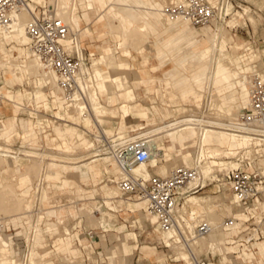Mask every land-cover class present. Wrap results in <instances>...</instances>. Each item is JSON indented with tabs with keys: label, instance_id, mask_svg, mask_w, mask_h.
<instances>
[{
	"label": "rangeland",
	"instance_id": "374dc122",
	"mask_svg": "<svg viewBox=\"0 0 264 264\" xmlns=\"http://www.w3.org/2000/svg\"><path fill=\"white\" fill-rule=\"evenodd\" d=\"M41 1L42 2H39L37 0L32 3L34 8H35V5L37 6V11H36L37 13H39L40 10H42L44 7L51 8L53 6L51 5V3H48V2L46 3V0H41ZM114 1L116 0H112V2ZM169 1L170 0H164V3L162 4L161 12H163L162 11L163 6L167 5ZM36 2H39V3H36ZM86 7L89 8V6L86 4H80L79 14L80 12L82 14L84 12L83 8L85 9ZM229 7H230V11L232 8L230 16L227 17L223 23L218 24L220 27L224 28V32H223L224 36L222 40L223 42L217 43V44L220 45V47L223 50L229 52L235 62L232 69L236 71L234 72V75L236 76L235 77L236 84H233V83L228 84V86L231 85V88L229 89L226 88V90L222 92L220 91V94L218 93L214 94L215 92L210 87L209 89L198 87V84H200V82L197 81L198 77L194 73H191L189 71L190 69H192V65H193V64L192 65L189 64V62L192 61V60L190 61V58H193V61L195 62L199 61L198 58L194 57L193 54H199V53L201 54V53L206 52V50L209 53L212 52L213 50L212 46L214 44L213 34L215 32L214 25L207 27V28L195 27L191 25L193 27L192 28V27H189V25L185 23L184 21L176 22V23L175 21L171 22L168 20L167 21L165 20L164 22H162L161 19L152 21L154 25H157L158 22L163 25L168 24V26L165 25V27L169 28L170 31L168 32H163L162 30L159 31L161 38H165L171 33H182V35H179L177 38L178 39L181 38L183 41V44L185 43L183 45L184 46V50H183L184 69L182 70L183 71V77H182L183 83L181 85V90H179L178 93L176 94L181 95V97L183 98L182 99L181 97H177V101L179 103H183L185 108L180 110L179 112L176 111L172 115H167L161 118L159 115H157L156 116L157 119L144 120L142 121V123H146V124L152 123V125L153 124L157 125L161 123L163 119H166V117L168 116H169L168 119H174L176 117H179L180 113L188 114L193 110L199 111L200 113L202 112L206 115L210 114L214 111L213 108L211 107V102L213 99H214L213 105L215 104L218 107V109L217 108L216 109L223 111L226 114L229 113L231 108L235 110L236 108H239L238 106L246 105V101H247L246 93L245 92L242 93L240 91L242 86L240 85V82H239L240 72L243 71V67L245 66L241 63L238 50L241 47H244L243 44L250 46L252 47L254 51H257V57L260 56L261 60L264 62V0H233L232 7L230 5ZM86 11L89 12L88 15H93L94 12H90V11H95V8H89ZM95 12L99 14L98 11H95ZM92 21L98 23V26L105 25V23L107 22L105 18L102 17L101 15L97 18L93 16ZM170 23H173V24L169 25ZM107 27L110 32L109 26ZM202 31H205L203 33L204 37L201 36L200 38H198V36L200 35ZM225 31H227L228 34H225ZM230 36H233V38L235 39V41H231L229 39L232 43H230L228 40V37ZM171 37L172 36H168V38H171ZM173 37H174L173 39L175 40V36ZM79 38H80V33H79ZM118 38H119L118 35H110V34L103 37V39H98L96 36L85 38L83 42V47L87 50V55L85 56L88 58V55L91 49H95L97 53L96 55L92 57V62H91V59L89 58L88 65L91 66V63L93 64L94 58L99 56L98 53L100 50H98L97 48L98 46L108 45V44L114 45L107 52L113 51L116 54V50L118 49V47L115 46V43L118 41ZM148 39L145 42L144 56H147L149 58L150 64L155 63L158 65L160 60L157 57H155L154 55L155 52L153 50L155 38L153 35H150ZM22 46L24 48H27L28 50V46L26 43L18 44L17 42L13 41L11 44L6 45L5 49L7 51V55L8 56H10V54L19 55L20 47ZM81 51L83 52L82 48H81ZM117 52H118L117 53L118 56L121 59L130 61V63L134 67L132 68V70L128 72V81L130 82V85L134 87V89L138 88L136 89L135 92L137 94V98H138L137 101L139 103H141L144 106H147L148 108H152V106L154 105H156L158 108L168 107L171 111H174V109L181 107L180 105L176 106V105L170 104V101L168 98L169 94L165 91L164 85L162 83L163 80L160 81V79H163L165 76H167L166 72L176 71L173 68V61L169 57L170 54H168L167 57L165 56L163 58L165 61L163 68H159L156 72L155 71L151 72L155 76L159 77V79H157V81L154 82L156 85V88L158 89V92H154V91L149 92V91H146L145 85L136 86L134 84V82H137V81L139 82V80L136 79L134 71L135 70L137 71L142 66L143 55L138 53L135 50H132L133 57L128 58L122 55L121 50L118 49ZM251 53L253 54L254 52H251ZM237 64H240L241 66L239 65L240 66L239 67ZM88 65L86 66L89 67ZM198 66L202 67V65H198ZM224 68L225 67L221 65L219 67L220 72L225 71ZM11 70L12 69L8 67L7 69H3L2 71H0V87L2 86L0 91L5 92L4 94H7V97L12 98L11 101H5V105L8 109L14 112V115L18 114L19 118H23L24 120L23 127L25 129L24 134L27 135L25 136V139H31L32 141H34L33 136L35 135V132H40L39 134L40 138L38 139V145L40 146L39 148L42 147L41 149L43 148L52 149L54 151V148L56 145L63 143L64 141L70 143L71 138H72L71 142L74 144L73 146H79V145L82 146L87 142H91V143L94 142L96 147L102 148V145L104 143L98 142L96 138L97 139L100 138L103 141L104 140L107 141V139L108 140L113 139L114 135L107 136L105 132L101 129V127H114L115 137L124 136L126 134L135 135L139 131L138 125L140 124L139 123L140 119L133 118L132 116H126L124 115L123 112H122V116L124 115L123 117L126 118L125 119L126 132L119 133L116 130V128L119 127L120 122H121L120 114H118L115 119L106 121V123H104L103 126H101V124L99 126L93 125L92 122H90V125L88 126L84 122H81L80 120H76V117L79 116L77 111H75L73 115H71L69 113V107L67 106V104H63L60 106L57 103L54 95L52 94V90H50L47 84L40 82V80L36 77H28L26 75L23 78L18 79L15 76H13L14 73H12ZM90 70L92 71L94 70V65H93V68ZM122 71L123 69L122 70L114 69V70H110L109 73L112 75L115 74V72L125 74ZM205 81L206 79H204L203 81L204 84H206ZM186 86H189V88L191 89L193 88L192 91H194L198 95L195 96V98H192L190 95H186V93L182 91V88H185ZM221 87H223V80L215 84V88L217 90H219V88ZM152 96L155 97L154 102L152 100ZM105 99H106V96L103 97L104 103H105ZM174 102L176 103V100ZM20 104H23L24 107H26L27 109L16 110V108L19 107ZM3 105L4 104L2 103L0 104L1 107ZM113 107L117 108L118 104L116 103L115 106ZM6 114L7 112L4 114L0 113V118L2 115L6 116ZM60 119H67L68 121L72 122V124L69 122L60 120ZM65 123L68 125H64ZM16 126L17 124L15 123L14 119L7 120V122L4 124V129H0V141L3 140L4 142L5 140L7 143L14 141L13 145L16 148H19V147L25 148L27 146L29 147V141H23V138L21 136H15ZM54 126L56 127L59 126L60 129L62 130V139L57 136L56 132L54 131ZM18 127H21V124H19ZM18 130L22 132V129H18ZM54 138H56L55 141H53ZM167 140L168 142H170V138L167 137ZM30 146H33V145H30ZM251 147L253 148L254 146H251ZM181 150H182V147L174 146L172 150L173 157L171 156L168 157L169 159H171L168 162L166 161L167 157L164 158L160 164V167H163L162 163L165 164L166 162H167V166H169V170L174 167L182 165L181 163L183 162V156L178 157V153ZM248 150L251 151L250 148H248ZM188 151L191 152L192 158L196 159V154L198 152V146L197 145L189 146ZM238 151H247V149L245 148L244 150V149H239L237 147L230 149L227 152V156L223 158L224 160L222 159L221 163L214 165L213 171L216 169L220 170L223 167V165H232V164L235 165L236 161H234V159H231V156L235 154V152H238ZM105 155L106 154L103 153L101 156H105ZM104 159H108V157L106 156L104 157ZM17 161H19L20 165H22V163L30 162L28 160H17ZM6 164L8 166H11L12 160L7 159ZM184 165L189 166L190 164H187V162H185ZM70 166H75V165H70ZM19 168L20 167L18 168L16 167V169L10 172V174L12 175V179L16 180L13 183H15L16 185L19 183H22L23 186L26 185L29 188H31L34 181L36 180L35 179L36 175L30 174L31 175L30 176L29 174H24L21 177L19 173L15 175V170H18V172L22 171ZM213 171H211V173ZM150 172H151V175L153 174L160 175V173H158L155 168H150ZM4 174L5 173H3V176H2L3 178H4ZM52 174L54 175V178H57L58 176L57 171H52ZM15 176H18L17 179L13 178ZM110 178L114 180L115 176L113 174H108V175L106 174L103 176L102 180L98 181L97 183H95L93 180H90V179L87 181H82L81 179L73 178L72 180H74L75 183H73L72 185L68 186L65 189H61L60 187H55L54 184L53 183L50 184L48 180L45 181V187L46 186L48 187L49 196H50V197L48 196L47 197L53 199V203H51L49 199L44 198L43 203L40 204L39 200L36 198L38 201L35 199L36 204L34 203L35 205L34 210L32 209L33 214H34L32 218L33 223L35 222L34 224H36V221H35L37 220L36 216L40 212V209H42V215H43L44 211H47L48 209L59 207V206L65 207L64 214H62L61 218H58V216L55 214H51V215L45 214L44 221L41 223L42 228L46 231L45 236L48 239L50 250L52 249L54 250V243L59 237H65L67 235H71L72 232L73 233L77 232L78 236L84 241V243L91 242L92 239L89 237V233L92 232L95 234V241L93 243V246H91L89 249V254L85 246L82 245L81 242L78 240V237L74 238V243L79 248L82 249V250L80 249L82 251V255L79 258L81 260L80 264H182L186 262L185 260L180 258L178 255H175L174 252L169 247L166 246V242L170 240L171 235L168 234L166 235L165 238H163L162 234L165 232L158 228L157 230H155L158 225L157 223H155L157 222L156 217L151 216L145 222V219H147V216L144 214L146 211V206L144 207V209H142L139 212V215H138L136 213H133L130 209H128L127 203L120 204L118 202H115L113 203V206L114 207L116 206L115 209H110L103 204L104 195L101 190V187L104 186L105 184H109L110 186H115V187L117 186L116 182L111 180ZM217 184L218 183L216 182L212 183L211 185H208L204 189V191L198 194H192V195L194 196L196 195L199 197L207 196V195L209 197L214 196V199L217 197L215 199L216 205H218L217 202H218V199H220L219 203L220 204L222 203L223 205V206L221 205L222 208L220 207L221 211L218 210V206L210 208L209 211L213 212L217 210L218 213L221 214L222 218L223 217L226 218L228 217L226 215H230V212L233 211V209L234 211H238V210L232 207L233 198L230 196V194H227V193L224 194L223 190H221L220 192H217L218 190ZM80 188L81 190H79ZM120 193L124 198L127 197L126 195L122 194V191H120ZM27 196L34 198V196H31V195H27ZM131 199L136 200L135 202L137 203H140L138 198L135 196H131ZM69 207H72L71 212L67 210ZM100 207H102L104 211L112 214L111 217H109L108 215L106 216L110 220V223H109L110 226L108 227L109 229L108 231H105L100 225L92 224L88 220L86 211L91 209L90 215L92 216V218H99L102 216V211L100 210ZM192 209H195L197 211L195 220L197 219V222L198 220L200 221L202 218L201 217L199 219L201 208L197 206L194 202L190 201L184 210H187L188 211L187 213H189V211H192ZM222 209H224L225 211H222ZM8 210H4V211L0 210V217H2L6 223L8 222L6 220H9L10 215L12 216L15 215L17 217L18 216L17 213H21L20 212L21 210L20 211L18 210V212L17 211L15 212L13 210H10V211ZM27 210L29 209H26L24 211L22 210V211L25 212ZM35 212L37 213L35 214ZM42 215H41V219L43 217ZM245 219H246L245 217H240L237 225L239 226L242 225V221H244ZM150 221L152 222L151 223L152 226L147 225V223L149 224ZM47 222H50L51 224L56 225V227L55 226L52 227L53 230L50 232H48L47 230V225H46ZM57 224H59V226H57ZM121 225H126L125 229L122 231L119 230V227ZM65 228H68L69 232L65 231ZM27 230H28V224L25 221H24V226L22 225L15 226L13 223H10L6 227L4 238L7 239V236H8L10 240L14 242V244L11 245L6 240L7 246L10 249V252L12 254L15 255V253L18 252L17 254L18 257L20 256L24 257V255L28 254L29 252V245L27 242L26 234H25ZM154 231L157 233V235L156 233H154ZM131 232H135L137 234L139 241H138V247L134 249L133 251V255L130 257H127V253L129 251L128 246L131 247L133 244H136L134 238L131 235H128ZM226 232H228L229 235H231L230 233L231 231H226ZM233 233L234 232H232V234ZM125 238L128 240V243H126ZM198 244L199 245L195 247L197 251H201L198 254L207 256L216 264H240L241 262H243V260L246 261V259L243 256V253L241 255L235 256L234 248L229 246L228 242L225 240H222V239L219 240L214 249L206 248L207 245L203 244L202 241H200ZM144 245L155 247L154 253L156 254L152 257L147 256L145 254V251L142 250V246ZM63 246L64 245H59V247L57 248L62 249ZM185 248L187 250L189 249L186 245H185ZM256 248H257L256 252L249 251L252 254V256L246 262H249L250 264H264V253H263L264 241L258 242L256 244ZM39 249L40 251L43 250L42 247H40ZM68 250L69 252L73 251L72 249L71 250L68 249ZM130 253H131V250H130ZM53 260L55 264L61 263V259L59 257H56Z\"/></svg>",
	"mask_w": 264,
	"mask_h": 264
},
{
	"label": "bare ground",
	"instance_id": "6f19581e",
	"mask_svg": "<svg viewBox=\"0 0 264 264\" xmlns=\"http://www.w3.org/2000/svg\"><path fill=\"white\" fill-rule=\"evenodd\" d=\"M34 1L37 0H33V1L31 0L30 2V6L32 9H35L34 6L32 5ZM38 1L42 2L41 0ZM98 1L97 0H71V1L46 0V3L48 2L51 3V5H53V9L56 15L60 17L62 20H64V22H66L69 25L71 31L77 35V44L73 47L77 48L78 55L80 58L84 56L83 52L81 51L82 47L79 38L80 26L77 18L80 11V4H86L89 6V8H95V10L98 12L101 10L99 13L101 16H104L106 18L108 24L107 26H109L110 28V33L113 34L116 33V35L119 36V41H118L119 49L131 47L133 49L138 50L145 45V42L148 39V37L152 35L154 28L151 26V24H149L147 20H143L142 22L137 23L125 12L126 7H132L131 4L128 2V0H117L116 2L114 1L111 4H106V0H98ZM158 1L160 2V4L164 3V0H158ZM162 11L163 12H161V16H160L162 22H164L165 20L171 22L180 20V18H171L170 16H168L167 13L165 12V6H163ZM227 11L230 12L229 6L227 7ZM31 17H32L31 13L27 11H23L18 15V21H16L13 29L0 30V71H2L3 69H7L9 67L12 69L11 72L14 73L13 76H15L18 79L23 78L25 75L28 77L38 78L40 82L47 84L50 90H52V94L54 95L57 103L60 106L63 104H67V106L69 107L70 114H73L75 111H77L79 116L76 117V120H80L81 122H84L88 126L90 125V122H92L93 125L96 126L97 125L99 126L102 122V116H103L102 114L105 113V109H101L102 108L101 96L104 93L108 96L110 103H112L113 101H115L116 103H120V92H124L126 103L122 104L121 108L124 115L129 116L130 115L129 105L130 103L137 101L138 98L135 91L138 88L134 89V87L130 85V82L128 81V75L126 73L121 74L115 72V74L113 75L109 73L110 70H114V69L124 70L125 68L124 65L120 64L118 58L116 57V54L113 52H106L95 57L93 61V65L95 66V69L93 71L90 70L91 66L89 65H88L89 67L86 66L85 60L83 59V67L81 68L79 83L82 91H84L85 94L87 95L90 104L84 105L82 102L77 101L78 95L73 99L72 103H69V101H67L64 96L63 90L61 89V87L57 82L58 77L55 74V72L44 69L42 65L39 63V61L34 57L28 46L29 39L26 34L25 26L26 23L31 19ZM214 27H215L214 28L215 32L213 34L214 44L212 46L213 47L212 52L209 53L206 50V52L201 54L200 53L193 54L194 57L198 58L199 61L195 62L193 61V58H190V61L191 60L192 61L189 62V64L191 65L193 64V65H192V69H190L189 71L191 73H194L198 77L197 81L200 82V84H198V87L200 88L203 87L205 89L207 88L209 89L210 87L215 92L214 94L216 93L220 94V91L222 92L226 90V88L227 89L231 88V85L228 86V84L230 83L236 84L235 83L236 76L234 75V72L236 71L232 69L235 62L231 57L230 53L223 50L220 47V45L217 44L223 42L222 40L224 36L223 33L224 28L220 27L218 24L214 25ZM225 34H228V32L225 31ZM229 39L231 41H235L233 36L228 37V40ZM230 40L229 42L232 43ZM13 41L17 42L18 44L26 43L28 46V50L27 48H24L22 46L20 47L19 55L10 54V56H8L5 46L11 44ZM68 44L72 46L71 40L68 42ZM89 55L91 59L94 56V53H89ZM250 57L251 58L257 57V53H253V54L250 53ZM198 65H202V67ZM221 65L225 67L224 68L225 71L223 72H220L219 70V67ZM204 79H206L205 81L206 84L203 83ZM221 80H223V87L217 90L215 88V84L217 82H221ZM239 82L240 85L242 86L240 91L242 93L244 92L247 93L248 102H249V83L243 71L240 72ZM134 84L136 86H140V82L138 81L134 82ZM192 89L189 88V86H186L185 88H182V91L186 93V95H190L192 98H195V96H197L198 94L192 91ZM3 93L5 92L0 91L1 102L3 101ZM213 100L211 102V107L213 108L214 111L210 114L206 115L202 112L200 113L199 111L193 110L188 114L180 113V116L174 119H168L169 118L168 116L166 117V119H163L162 122L157 125L154 124L152 125V123L146 124L140 122V124L138 125L139 131L135 135L126 134L124 136L114 137L115 139H119L121 141L134 140V138L136 137H143V138H147V140L149 141V145L151 148L150 158L146 162L135 166L132 172L136 175L142 176L145 179H149V177H151L149 173L150 166H152L153 168H155L160 172L161 170L160 164L162 160L167 157L166 161L168 162L169 160H171L168 157L170 156L173 157L172 144L178 142L180 143L183 141L181 145L184 147L185 150L181 151V153L178 154V157L183 156L184 163L187 162V164H190L189 165L190 167L193 166L200 167L202 174L205 177L208 176L210 177V175L212 174L211 171H213L214 169V165L221 163L222 159L225 156H227V152L230 149L237 147L239 149H244V150L246 148L247 151H249L248 148H250L251 150L252 148L251 146H256L257 143H255L248 134L234 133L230 130L233 121L236 119L241 109L236 114L235 110L231 108L229 113L226 114L223 111L217 110L218 107L215 104L213 105L214 103ZM165 136L170 138V142H171V144H168L166 146H164V141L166 138ZM96 140L98 142H103V143L105 141V140L104 141L101 140L100 138L98 139L96 138ZM104 145H105L104 147L100 148V147H96L94 142L93 143L87 142L82 146L79 145L70 148H68L69 146L66 147L65 145L66 149L54 148L53 151L52 149H41L36 145L25 148H16L11 144H8L5 140L4 142L3 140L0 141V168L3 169L8 167V165L6 164L7 159L12 160V165L9 166L11 167V171H13L16 168L13 166V164L17 160H28L30 162L22 163L21 165L22 171L18 172L20 174V177L24 174L36 175L35 178L36 180L33 183L34 198L18 192V187L20 186V183L17 185L13 183L16 180L12 179L11 174L8 175L7 182H2L0 180V210L4 211L9 209L8 211L13 210L15 212L21 210L20 211L21 213H17L18 216H20L21 214L23 215L27 214L29 217L28 218L29 227L27 233L28 235H26L27 242L29 245V252L26 256V260H27L26 264H52L54 262L53 258H51L50 256H48L49 258L46 259L44 258L40 259L35 256L36 249H35L34 241L37 235H41L38 230L37 224L41 220L42 209H40V212L37 210L39 213L37 216L35 215L37 217V220H35L36 224H34L35 222L33 223L32 218L34 216L33 210L35 207L34 203L36 204L35 202L36 198L39 200L40 204L43 203L44 198L49 199V201L53 203V199L48 198L46 195L45 181L51 178L55 179L54 175L52 174V171H57L55 167L78 165L82 162L87 167H90L93 161H96L98 158L102 159L107 156L109 159L114 161L119 167V173L116 179L114 180L112 179V180L116 182L118 181L119 177L122 175V170L118 164V161L112 155L109 154L108 147H106V144ZM192 145L198 146L196 159H193L191 152L186 150L187 146H192ZM240 152L242 151L235 152V154L231 156V159H233ZM103 153H105L106 155L101 156ZM172 170L170 171V173L172 172ZM164 174L166 173L162 172V176L169 175L168 173L166 175ZM17 177L18 176H15L13 178L17 179ZM217 188H218L217 190L218 192L220 187L217 185ZM223 193L226 194L227 192L224 191ZM124 199L130 200L131 197H126ZM215 199L214 196L209 197L208 195L201 197L196 195L195 196L189 195L188 197H186L185 202L183 203L182 210L184 211V213H187L188 211L184 209L186 208V206L190 201L194 202L197 206L201 208L199 219L202 217L201 220L205 219V221L212 226V229L208 234L204 236H200L199 238L196 235L193 237L194 239L192 242V248L196 253L201 252L195 249V247L199 245L198 243L200 241H202L203 244L207 245L206 248L214 249L219 240L222 239L228 242L230 236L238 233L239 228H241L242 226V225L238 226L237 223L240 217H245V215L239 211H234L233 209V211L230 212V215H226V216L229 217L233 216L235 218V222L232 227L226 228L225 226L227 224H225V217L222 218L221 214H219L217 210L213 212L209 211L210 208L215 206H218V210L221 211L220 207L222 203L220 204L219 203L220 199H218L217 202L218 205H216ZM138 200L142 201L143 205L146 203L143 200L140 199ZM232 201H233L232 207L235 208V201L233 199ZM61 207L62 206L54 207V210L58 218H61L60 215ZM26 209L29 210L23 212ZM222 211L225 210L222 209ZM36 213L37 212H35V214ZM146 213L149 216L156 217L155 215H151L148 213L147 206H146ZM189 213H190V219L194 220V222H191L189 220V222L187 223L189 226V230L192 231L193 233L194 225L197 222V219L195 220L197 211L195 209H192V211H189ZM101 219H103L104 221V217H101ZM156 219L158 223V218L156 217ZM0 221H2L4 226L9 225L8 223L5 222V220L2 217H0ZM57 226H59V224H57ZM158 226L162 231L171 235L170 240L166 242V246L169 247L174 252L175 255H178L183 260L188 261L190 259V253H189L190 250L188 251L185 248L184 243H182V241L180 240V236L178 234L177 228H163L159 224ZM65 231L69 232L68 228H65ZM226 231H231L230 232L231 235H229V233ZM232 232L234 233L232 234ZM6 240L7 239L4 238V233L0 230V264H25L24 260H20L19 257L15 256L10 252V249L7 246L8 240L7 241ZM10 244L12 245V243ZM72 253L79 254L80 251L75 248L72 251ZM243 256L247 261L252 256V254L249 251H244ZM53 257H57V254L55 253Z\"/></svg>",
	"mask_w": 264,
	"mask_h": 264
},
{
	"label": "built area",
	"instance_id": "2783aa9c",
	"mask_svg": "<svg viewBox=\"0 0 264 264\" xmlns=\"http://www.w3.org/2000/svg\"><path fill=\"white\" fill-rule=\"evenodd\" d=\"M31 0H0V30L13 29L18 15L23 11L31 13L26 23L28 46L46 70L54 71L58 84L69 103L78 95L79 102L89 105L87 95L82 91L79 78L83 59L88 65V58H80L77 48V35L69 25L58 17L53 9L44 7L37 13L30 6ZM233 0H170L165 5V12L171 18H180L195 27L213 26L223 23L230 16ZM232 9V8H231ZM71 40L72 46L68 44ZM252 47L244 44L238 50L241 63L248 64L244 72L249 83V102L233 121L230 130L234 133L248 134L256 144L251 151H242L233 159L235 165H225L214 170L210 177H205L200 167L177 166L167 176L153 174L149 179L136 175L133 168L146 162L151 155L147 138L136 137L134 140L104 141L108 152L117 161L122 170L116 184L127 197L135 196L146 202L147 211L158 218L163 228H177L180 240L190 250V259L182 264H216L207 256L199 255L192 248L193 237L208 234L212 226L204 220L196 222L192 231L188 223L190 213L182 210L186 197L198 194L212 183L230 194L235 201V209L245 215L238 233L232 235L228 245L236 251L235 256L244 251L257 250L256 244L264 241V62L259 54L252 59ZM90 66V65H89ZM1 100V97H0ZM102 145L104 147L105 145ZM233 216L225 218V227H232ZM6 227L0 221V230L5 234ZM89 237L95 241V234ZM26 256H20L26 264ZM240 264H250L243 260Z\"/></svg>",
	"mask_w": 264,
	"mask_h": 264
},
{
	"label": "crops",
	"instance_id": "0c3cea01",
	"mask_svg": "<svg viewBox=\"0 0 264 264\" xmlns=\"http://www.w3.org/2000/svg\"><path fill=\"white\" fill-rule=\"evenodd\" d=\"M106 2H107L106 4H109V3L112 2V0H106ZM128 2L131 4L132 7H126V11L125 12L134 21H136L137 23H140L139 21H141V20L142 21L143 20H147L152 25V27L154 28L153 33H152V35L155 38V40H154V49L153 50L155 52V54H154L155 57H157L160 61H159L158 65L155 64V63H151L150 64L149 58L147 56H144L145 45L142 46L138 50L137 49H133L131 47H127V48H123V49H119L118 48V49L122 51V55L123 56L128 57V58H132L133 57L132 50H135L138 53L143 55V64L137 71L135 70L134 73H135L136 79L139 80L140 85H145L146 91H149V92H151V91L158 92V89L156 88V85H155L154 82H156L157 79H159V77L155 76L151 72L152 71L156 72L159 68H163V66L165 64L164 63L165 61H164L163 58L165 56L167 57V55L170 54L169 57L173 61V68L176 71H168V72H166L167 76H165L163 79H160V81L163 80L162 83L164 85L165 91L169 94L168 98H169L170 104H173V105H176V106L177 105L181 106V107H178V108L174 109V111H171L168 107L158 108L156 105L152 106V108H148L147 106L142 105L138 101H134V102L130 103V105H129V109H130V115L129 116H132L133 118H139L140 122H142L144 120L157 119V117H156L157 115H159L160 118L164 117V116H167V115H172L176 111L179 112L180 110L185 108L183 103H179L177 101V97L181 96V95L176 94V93H178L179 90H181V85L183 83V81H182L183 71L182 70L184 69V64H183V60H184V56H183L184 46H182L183 45L182 39L181 38L180 39L177 38L179 35H182V33H171L170 35H168V36H172L171 38H168V36L165 37V38H161L160 37V32H159L160 30H162L163 32H168V31H170V29L165 27V25L168 26V24L163 25V24L158 22L157 25H154L152 23L153 20L154 21L155 20H159L160 16H161V11L160 10L162 8V4H160V2L158 0H128ZM36 3H39V2H36ZM35 9H36V5H35ZM86 10H88V9L87 8H85V9L83 8L84 12L82 14L80 12V14L78 16V22H79V26H80V32H79L80 33V42H81V47H82L83 53L85 55H87V50L83 47V42H84L85 38L96 36L98 39H103V37H105L106 35H109V34L110 35H116V33L113 34V33L109 32V29L107 27V22L105 23V25L98 26V23L92 21V17L95 16L97 18V17L100 16V13L97 14L95 12L96 11L95 10V11H90V12H94V14L92 13L93 15H88L89 12H87ZM102 10H103V7H102ZM149 13H150V15H149ZM102 17H104V16H102ZM105 20H106V18H105ZM181 21H184L185 23H187L189 25V27H192L189 22H187L185 20H182V19L175 21V23L176 22H181ZM172 24L173 23H170L169 25H172ZM207 27H210V26H206L205 28H207ZM204 32L205 31H202L200 33V35L198 36V38L203 36ZM173 36H175V40L173 39L174 38ZM118 41H119V38H118ZM118 41L115 43V46H117V47H118ZM113 46L114 45H110V44L98 46L97 48H98V50H100L98 54L100 55L102 53L107 52ZM117 50H116L117 58H118L120 64L125 66V68H124V70L122 72H124V73H126L128 75V72L130 70H132V68H134V67L130 63V61L121 59L118 56V54H117L118 53ZM90 53H94V55L97 54L95 49H91ZM91 62H92V58H91ZM237 65L239 66L240 64H237ZM244 66L245 67H243V72L248 70V64H245ZM92 68H93V64L91 63V69ZM94 69H95V66H94ZM2 82H4V81H2ZM174 86H175V88H173ZM1 88H2V86L0 87V89ZM174 95H175V97H174ZM105 96H106V99H105V103H104L103 102V97H105ZM154 99H155V97L152 96L153 102L155 101ZM11 100H12V98L7 97V94L3 93V101L1 103L4 104V105L2 107L0 106V113L4 114V113L7 112V114H6V116L2 115L1 118H0V129H4V124L7 122V120L14 119L15 123L17 124V126H16V135L15 136H21L23 138V141H29V146L30 145H37L38 147H40L38 145V139L40 138L39 137L40 132H35V135L33 136L34 141H32L31 139H25V136H27V135L24 134L25 133V129L23 127V123H24L23 118H19L18 114L14 115V112L11 111L10 109H8L6 107V105H5V101H11ZM175 100H176V103L174 102ZM246 100H247L246 101V105H247L248 104V95H247V93H246ZM101 103H102V108L101 109H105V113L102 114L103 116H102L101 126H103L104 123H106V121H110L112 119H115L117 117V115L120 114L121 122H120L119 127L116 128V130L119 133L126 132V124H125V119L126 118H124L122 116V108H121L122 104L126 103V98H125L124 92H120V103H117L118 104L117 108L113 107V106H115L116 102L113 101L112 103H110L109 99H108V96L105 93L101 96ZM246 105H244V106H246ZM244 106H241V107L239 106V108H236L235 109L236 114ZM24 109H27V108L24 107L23 104H20V106L16 108V110H24ZM71 115H73V114H71ZM60 120H63V121H66V122H69V123L72 124V122L68 121L67 119H60ZM19 124H21V127H18ZM64 125H68V124L65 123ZM18 129H22V132L19 131ZM101 129L105 132V134L107 136L108 135H114V137H115V128L114 127H101ZM54 131L56 132L57 136L62 139V130L60 129V127L59 126H57V127L54 126ZM55 140H56V138L53 139V141H55ZM71 140H72V138H71ZM71 140H70V143L64 141L63 143H60V144L56 145L55 148H65L66 149V147H68V146H69L68 148L74 147L73 146L74 144L71 142ZM166 141H167V143H166ZM182 142L174 143V144H172V147L180 146V147H182L181 151H183L185 149L181 145ZM8 144H11L12 146H14L13 145L14 141H12V142H10ZM168 144H171V142H168L167 137H166L165 141H164V146H166ZM65 145H66V147H65ZM188 147L189 146L186 147V150H188ZM19 148H22V147H19ZM181 151L179 153H181ZM82 164H83V162L78 164V165H75V166H57V167H55L57 172H58L57 178H55V179L51 178V179H48V181L50 182V184L53 183L55 187H60L61 189H65L68 186H70L73 183H75L74 180H72L73 178H76V179L78 178V179H81L82 181H87V180L90 179V180H93L95 183H97L98 181L102 180L103 176L106 175V174L107 175L108 174H113L115 176V179H116V177H117V175L119 173V167L117 166V164L114 161H112L109 158L108 159H104V158L97 159L96 161H93V163H92V165H90V167H87L86 165H84V164L82 165ZM181 164H182L181 166H185L184 165V160H183V162ZM162 165H163V167H161V170H160L161 173L158 170H156L158 173H160V175H162V172H165L166 174L167 173L169 174L170 171L173 169L172 168V169L169 170V166H167V162L165 164L162 163ZM13 166L17 167V168L20 167V170H22V167L19 164V161L14 162ZM150 168H153V167H150ZM150 168H149V173L151 175ZM0 171H1L0 172V180L2 182H7L8 181V175L11 172V167L8 166L7 168L0 169ZM2 172L5 173L4 174V178L2 177L3 176ZM17 173H18V170H15V175ZM110 179L112 180V178H110ZM59 182H60V184H59ZM18 190H19L20 193H22L24 195L34 196V187H33V185H32L31 188H29L28 186H26V185L23 186L22 183H20V186L18 187ZM79 190H81V188ZM101 190H102L103 195H104V203L103 204L106 207L110 208V209H115L116 206L115 207L113 206V203H115V202H118L120 204L127 203L128 209H130L133 213H136V214L139 215V212L142 209H144V207L146 206V203L143 205L142 201H140V203H137V202H135L136 200H132V199L125 200L123 198V196L121 195L120 190L118 189L117 186L115 187V186H110L109 184H105L104 186L101 187ZM30 191H31V193H30ZM46 195L48 197H50L47 186H46ZM117 198H119V199H117ZM67 210L69 212H71L72 207H69ZM100 210L102 211V216L101 217H104V221H103V219H101V217L92 218V216L90 215L91 209L86 211L88 220L92 224L100 225L105 231H108L109 230L108 227L110 226L109 225L110 220L106 216L108 215L109 217H111L112 214L109 213V212L104 211L102 207H100ZM64 211H65V207H61V211H60V215L61 216H62V214H64ZM45 214H47V215H51V214L57 215L55 210H54V208L48 209L47 211H44V213L42 215L43 216L42 219L38 222L37 226H38V230H39L41 235H37L36 238H35V241H34L35 242V249H36L35 250V253H36L35 256L38 257V258L42 257L44 259L49 258L48 256H50L51 258L54 259L56 257H53V256L56 253L57 257H59L61 259V263L60 264H80L81 260L79 258L82 255V251H81L82 249L79 248L74 243V238L78 237V240L87 249L88 254H89V249H90L91 246H93L94 241H91V242H88V243H84V241L78 236L77 232L76 233L72 232L71 235H67L65 237H59L54 243V250L53 249L50 250L48 239L45 236V232L46 231L41 226V223L44 221ZM144 214L147 216V219H145V222H146V220H148V218L151 217V216H149L146 213V211H145ZM28 218L29 217H28L27 214H24V215L21 214L18 217L13 215V216H10L9 220H7L8 221L7 223L8 224L13 223L15 226H19V225L24 226V221L28 224V222H29ZM151 223L152 222L150 221V223L149 224L147 223V225L152 226ZM155 223H157V222H155ZM46 225H47L48 232L53 230V228H52L53 226L56 227L55 224H51L50 222H47ZM28 227H29V224H28ZM125 227H126V225H121L119 227V230L122 231V230L125 229ZM157 228L160 229L158 225H157L155 230H157ZM27 233H28V230L25 232V234L28 235ZM154 233H156V232L154 231ZM128 235H131L134 238L135 243H136V244H133L131 247L128 246L129 247L128 248L129 251L127 253V257H130V256L133 255L134 249H136L138 247V241L139 240H138V236H137V234L135 232H131ZM156 235H157V233H156ZM166 235H168V233H163L162 234L163 238H165ZM7 240L9 241V243L14 244V242L12 240H10V238L8 236H7ZM126 243H128L127 239H126ZM59 245H64V246H63L62 249H58L57 247H59ZM40 247H42L43 250L40 251V249H39ZM75 248H77V250L80 251L79 254H73L72 252H69V250H68V249L74 250ZM154 248L155 247H151V246H148V245L142 246V250L145 251V254L147 256H150V257H152V256H154L156 254V253H154ZM130 250H131V253H130ZM17 254H18V252L15 253V256H17ZM155 262H157V261H155ZM52 264H55V262H53Z\"/></svg>",
	"mask_w": 264,
	"mask_h": 264
}]
</instances>
